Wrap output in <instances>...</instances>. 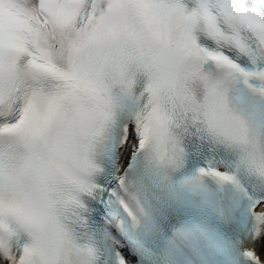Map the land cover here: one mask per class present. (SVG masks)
I'll use <instances>...</instances> for the list:
<instances>
[{
    "label": "snow or ice",
    "instance_id": "obj_1",
    "mask_svg": "<svg viewBox=\"0 0 264 264\" xmlns=\"http://www.w3.org/2000/svg\"><path fill=\"white\" fill-rule=\"evenodd\" d=\"M217 254L264 264V0H0V264Z\"/></svg>",
    "mask_w": 264,
    "mask_h": 264
}]
</instances>
